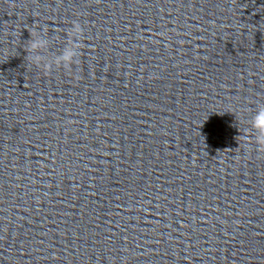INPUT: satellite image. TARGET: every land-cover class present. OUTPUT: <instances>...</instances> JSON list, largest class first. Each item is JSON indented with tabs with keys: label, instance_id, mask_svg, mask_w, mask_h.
Returning a JSON list of instances; mask_svg holds the SVG:
<instances>
[{
	"label": "clouds",
	"instance_id": "1",
	"mask_svg": "<svg viewBox=\"0 0 264 264\" xmlns=\"http://www.w3.org/2000/svg\"><path fill=\"white\" fill-rule=\"evenodd\" d=\"M29 34L25 47L26 58L37 68L45 72L61 68L70 71L77 63L83 36V27L78 21H73L63 36H49L46 29H34ZM55 42H61L62 47L57 53L47 55ZM248 123L255 144L258 149L264 150V104L257 106Z\"/></svg>",
	"mask_w": 264,
	"mask_h": 264
}]
</instances>
